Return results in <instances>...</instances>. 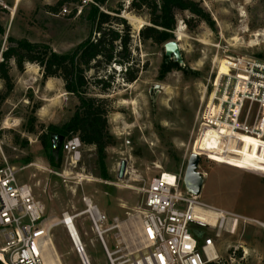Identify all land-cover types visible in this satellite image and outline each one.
I'll use <instances>...</instances> for the list:
<instances>
[{"label": "rangeland", "instance_id": "rangeland-1", "mask_svg": "<svg viewBox=\"0 0 264 264\" xmlns=\"http://www.w3.org/2000/svg\"><path fill=\"white\" fill-rule=\"evenodd\" d=\"M59 1L0 0V59L10 36L44 42L58 52L71 51L87 38L89 13L98 7L107 12L121 9L131 26L133 54L144 67L131 84L114 67L100 73H115L106 95L112 106L108 120L114 144L106 149L103 162L94 147L81 144L78 164H71L63 152L60 168L51 166L39 137L50 124L66 122L78 100L60 78L44 81L37 64L27 63L23 72L12 67L14 89L0 101V160L5 156L19 170V181L32 187L44 218L56 219L48 242L55 245L62 264H83L66 225L60 223L66 213L74 220L90 264H130L141 246L137 215L144 190L163 172L182 173L184 179L192 152L201 157L202 201L264 222V139L216 131L205 122L208 117L204 119L221 61L264 58V0H196L210 20L178 12L170 41L177 42L179 53L173 55L166 54L167 42L159 45L139 38L149 15L135 12L132 0H107L104 5L70 0L57 6ZM163 61L176 62L181 69L161 78ZM31 122L34 133L28 132ZM122 160L127 167L120 178ZM93 206L100 213L98 229L88 212ZM239 231L240 236H222V254L226 256L228 244L242 240L248 250L245 264L264 262V230L250 226Z\"/></svg>", "mask_w": 264, "mask_h": 264}, {"label": "built area", "instance_id": "built-area-1", "mask_svg": "<svg viewBox=\"0 0 264 264\" xmlns=\"http://www.w3.org/2000/svg\"><path fill=\"white\" fill-rule=\"evenodd\" d=\"M228 62L229 73L215 80L205 122L216 131L264 139V58ZM81 144L78 136L64 141L63 152L71 164L81 160ZM2 159L0 260L3 264H47L43 242L49 237L43 235V223L49 219L44 218L43 205L32 187L19 181V170L5 156ZM93 207L88 212L98 229L100 213ZM137 217L141 246L130 264H245L248 250L242 240L228 244L226 256L219 241L224 234L239 235V230L250 226L264 230V222L206 203L188 192L182 173L163 172L153 177ZM77 250L84 251L82 247Z\"/></svg>", "mask_w": 264, "mask_h": 264}, {"label": "trees", "instance_id": "trees-1", "mask_svg": "<svg viewBox=\"0 0 264 264\" xmlns=\"http://www.w3.org/2000/svg\"><path fill=\"white\" fill-rule=\"evenodd\" d=\"M68 1L70 0H60L57 6ZM106 1L95 0L100 5H104ZM57 6H52L51 9L56 11ZM130 7L135 12L146 11L149 15V23L139 30V38L143 42L151 40L159 45L174 39L178 12L189 11L204 21L210 20L208 12L196 0H132ZM88 19L90 32L87 38L69 52H58L47 43L12 36L8 37L1 52V102L7 100L14 89L15 82L11 74L13 65L23 72L27 63L40 67L44 81L60 78L65 90L78 100L72 116L66 122L60 126L50 124L47 131L39 137L45 155L54 168L62 165L63 148L59 153L53 151V134L62 135L65 140L78 136L83 145L95 148L101 162L105 160L106 149L114 144L108 120L112 106L106 95L112 89L115 73H100L114 67V71L120 70L123 81L131 84L144 69L133 54L131 26L121 15V9L107 12L94 7ZM175 69H181L176 62L163 61L159 77L162 78ZM28 132H35L32 122ZM27 145L28 140L24 139L22 146ZM25 161L28 163L31 160ZM103 177H107L105 173ZM0 264H3L1 260Z\"/></svg>", "mask_w": 264, "mask_h": 264}, {"label": "water", "instance_id": "water-1", "mask_svg": "<svg viewBox=\"0 0 264 264\" xmlns=\"http://www.w3.org/2000/svg\"><path fill=\"white\" fill-rule=\"evenodd\" d=\"M165 49H166L167 55H173V54L179 53V46L176 41L167 42L165 45ZM64 141H65V137L62 135H59V134L51 135L52 149L55 153H59V151L61 150L63 146ZM200 158H201L200 155L194 152L191 153L189 160H188L187 168L184 174V179H183L184 187L188 190V192L194 195H198V196H200L201 194L203 184H204V178H205L203 173H201L198 170ZM126 167H127V161L122 160L120 163V167H119L118 177L122 178L125 175ZM63 222H66V221L65 220L60 221V223H63ZM71 235H72V238H73V241L76 247L81 249V246L79 247L77 243L75 242L74 236L72 233ZM80 256H81L83 264H90L84 251H81Z\"/></svg>", "mask_w": 264, "mask_h": 264}, {"label": "bare ground", "instance_id": "bare-ground-1", "mask_svg": "<svg viewBox=\"0 0 264 264\" xmlns=\"http://www.w3.org/2000/svg\"><path fill=\"white\" fill-rule=\"evenodd\" d=\"M128 16V15H127ZM130 19V18H129ZM260 35V33H259ZM182 38V37H181ZM180 38V39H181ZM229 62L226 61V60H222L221 63H220V66H219V76L220 77L221 75H224V74H227L229 73L230 69H229ZM208 115V114H207ZM207 115L205 118H207ZM246 135V134H245ZM251 136V135H249ZM254 138V136H251ZM197 154V153H196ZM199 155V154H198ZM88 206H91V203L89 202ZM93 209V208H92ZM63 221L65 220L67 222H63L67 229H68V232L72 238V235L71 233L73 234L74 236V240L75 242L77 243V245L80 247H83V244H82V241L80 239V236H79V233L75 227V224H74V220L73 218L68 214L66 213L65 214V219H62ZM131 220V219H130ZM129 220V221H130ZM134 221V220H132ZM56 222V219H51V221H46L45 223H43V226L45 227L44 231H43V235L46 236V238L49 236V234L53 231V227L55 226V223ZM136 222V221H135ZM133 225V224H132ZM138 225V224H137ZM71 231V233H70ZM73 240V238H72ZM74 242V241H73ZM75 245V243H74ZM75 248L77 249L76 245H75ZM43 249L45 251V259L47 260V264H62L61 260H60V257L59 255L57 254L56 252V248H55V245L49 241V243L45 240L43 242ZM89 261V260H88Z\"/></svg>", "mask_w": 264, "mask_h": 264}]
</instances>
